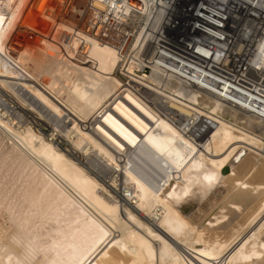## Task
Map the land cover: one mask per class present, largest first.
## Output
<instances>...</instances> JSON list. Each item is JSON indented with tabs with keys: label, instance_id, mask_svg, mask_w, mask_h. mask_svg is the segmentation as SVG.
Here are the masks:
<instances>
[{
	"label": "bare ground",
	"instance_id": "bare-ground-1",
	"mask_svg": "<svg viewBox=\"0 0 264 264\" xmlns=\"http://www.w3.org/2000/svg\"><path fill=\"white\" fill-rule=\"evenodd\" d=\"M0 146V264H264V0H0Z\"/></svg>",
	"mask_w": 264,
	"mask_h": 264
},
{
	"label": "rangeland",
	"instance_id": "rangeland-1",
	"mask_svg": "<svg viewBox=\"0 0 264 264\" xmlns=\"http://www.w3.org/2000/svg\"><path fill=\"white\" fill-rule=\"evenodd\" d=\"M116 72L122 76V79L124 80V82L129 80L128 75L121 74L120 71H116ZM136 73L138 75L150 74L151 69L145 68L143 70H138ZM226 118L228 120H232L230 116H227ZM60 144L62 145L63 148L66 147L64 143H60ZM5 150L6 148H2L0 146V195H2V193L5 192V190L8 189L9 187L15 188L19 184V182L16 181V176L18 173L16 166L12 165L10 163V159L4 156ZM187 252H188L187 256H189L190 254L191 256L189 257H193L196 259V256L194 255V253L192 254V252L190 251H187Z\"/></svg>",
	"mask_w": 264,
	"mask_h": 264
}]
</instances>
